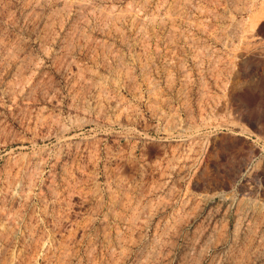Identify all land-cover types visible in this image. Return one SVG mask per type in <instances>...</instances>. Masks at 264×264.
Masks as SVG:
<instances>
[{"label":"rangeland","instance_id":"rangeland-1","mask_svg":"<svg viewBox=\"0 0 264 264\" xmlns=\"http://www.w3.org/2000/svg\"><path fill=\"white\" fill-rule=\"evenodd\" d=\"M262 2L0 0V264H264Z\"/></svg>","mask_w":264,"mask_h":264},{"label":"bare ground","instance_id":"bare-ground-1","mask_svg":"<svg viewBox=\"0 0 264 264\" xmlns=\"http://www.w3.org/2000/svg\"><path fill=\"white\" fill-rule=\"evenodd\" d=\"M262 1H263V0H262ZM66 2H67V1H66ZM63 3H64V2H63ZM262 3H263V2H262ZM79 5H81V4H79ZM92 5H93V4H92ZM260 5H261V4H260ZM262 5H264V3H263ZM262 5H261V7H262ZM86 6H87V5H86ZM80 7H81V6H80ZM80 7H79V8H80ZM262 8H263V10H262V12H261L260 14H261V16L263 17V16H264V6H263ZM80 9H81V8H80ZM256 14H257V13H255V15H256ZM134 15H135V14H134ZM255 15H254V16H255ZM116 16H117V15H116ZM254 16H253V17H254ZM258 16H260L259 13H258ZM258 16H257V17H258ZM261 16H260V17H261ZM260 17L257 19V21L255 20L256 22L254 21V23H253V26H254V27L251 25L252 28L255 29V28L258 26V24H259V22H260ZM254 19H255V18H254ZM261 19H262V18H261ZM253 31H254V30H253ZM256 31H259V30H258V27H257V30H256ZM260 31H261V30H260ZM244 34H245V33H244ZM254 34H255V33H254ZM242 35H243V34H242ZM252 37H254V36L252 35ZM256 39H257V38H256ZM221 197H222V196H221ZM210 199H211V197H207V198H206V200H210ZM220 202H221L222 205H227V204L229 205V203L232 202V199H231L230 197L224 196V197H222V199H221ZM234 202H235V201H234ZM236 203H237V202H236ZM243 203H244V202H243ZM233 204H235V203H233ZM252 204H253V203H252ZM252 204L248 202V203H245L244 206H246V207H248V208H249V207H250V208H253L254 211H255V210H256V211H263V210H264V204H261V203H260L259 206L256 205L257 203H254L256 206H254V205H252ZM258 204H259V203H258ZM228 205H227V206H228ZM237 205H239V204H237ZM237 205H236V207H237ZM229 206H230V205H229ZM240 206H241V204H240L238 207H240ZM242 207H243V206H242ZM246 209H247V208H246ZM253 209H252V210H253ZM241 210H243V209H241ZM250 210H251V209H250ZM250 210H249V211H250ZM252 210H251V211H252ZM239 211H240V210H239ZM241 212H243V211H241ZM244 212H245V211H244ZM244 212H243L242 214H244ZM246 213H247V212H246ZM258 214H259V213H258ZM239 218H240V217H239ZM136 220H137V219H136Z\"/></svg>","mask_w":264,"mask_h":264}]
</instances>
